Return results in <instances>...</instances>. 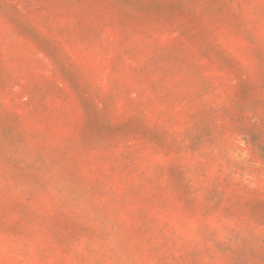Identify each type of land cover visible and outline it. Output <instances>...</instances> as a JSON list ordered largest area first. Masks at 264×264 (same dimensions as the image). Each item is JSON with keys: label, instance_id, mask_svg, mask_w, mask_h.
Wrapping results in <instances>:
<instances>
[{"label": "rangeland", "instance_id": "rangeland-1", "mask_svg": "<svg viewBox=\"0 0 264 264\" xmlns=\"http://www.w3.org/2000/svg\"><path fill=\"white\" fill-rule=\"evenodd\" d=\"M0 264H264V0H0Z\"/></svg>", "mask_w": 264, "mask_h": 264}]
</instances>
